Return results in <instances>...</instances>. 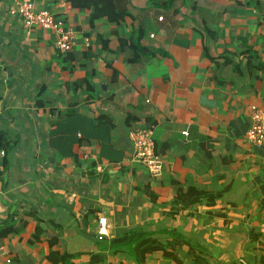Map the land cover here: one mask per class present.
<instances>
[{"label":"crops","instance_id":"0c3cea01","mask_svg":"<svg viewBox=\"0 0 264 264\" xmlns=\"http://www.w3.org/2000/svg\"><path fill=\"white\" fill-rule=\"evenodd\" d=\"M10 2L0 0V264H54L51 240L74 264H192L185 243L91 261L138 227L180 230L210 264H264V146L246 137L250 105L264 110V0H115L116 18L33 0L74 28L68 51ZM143 125L159 176L133 159L128 132ZM189 187L210 196L192 202Z\"/></svg>","mask_w":264,"mask_h":264},{"label":"built area","instance_id":"2783aa9c","mask_svg":"<svg viewBox=\"0 0 264 264\" xmlns=\"http://www.w3.org/2000/svg\"><path fill=\"white\" fill-rule=\"evenodd\" d=\"M10 13L18 14L26 28L41 26L56 32V44L61 51H68L75 41V30L65 21L56 16L46 7L36 8L33 0H11L8 4ZM162 15L158 19H162ZM249 126L246 130L247 139L258 146H264V110L252 103L249 107ZM187 134V130H182ZM129 139L134 148L133 159L144 164L152 176H159L163 170V159L155 149L153 125L137 126L128 132ZM259 233L264 236V219L259 223ZM107 233V218L99 215L97 236L103 237Z\"/></svg>","mask_w":264,"mask_h":264},{"label":"trees","instance_id":"16d2710c","mask_svg":"<svg viewBox=\"0 0 264 264\" xmlns=\"http://www.w3.org/2000/svg\"><path fill=\"white\" fill-rule=\"evenodd\" d=\"M72 4L78 6H89L92 7L91 17H98L106 15L110 17H118L122 15L121 11H114L115 0H70ZM191 197V201L200 200L203 196H210L205 191L197 190L194 187L186 188ZM184 206H186L184 204ZM9 230V227L2 226L0 228V233L4 234ZM160 231H154L151 229H145L143 227H138L129 231L122 233L121 235L112 238L107 243H99V250L91 253V261H98L104 257V251L108 248L114 251H126L131 252L132 255L138 259H143L145 253L153 250H161L165 254H171L172 251L168 250V247L179 246L185 243L188 246V251L191 255L192 264H210L204 255L205 247L200 243H195L189 240L187 237L180 232V230L172 228L168 229H158ZM158 232L162 235L168 237L166 241L161 240L158 237ZM50 250L48 252L49 259L54 264H74L73 259L77 253H72L68 251H59L53 248L54 240H51Z\"/></svg>","mask_w":264,"mask_h":264}]
</instances>
